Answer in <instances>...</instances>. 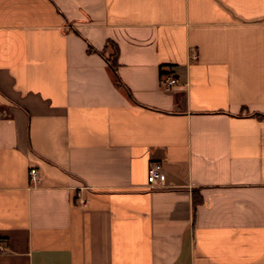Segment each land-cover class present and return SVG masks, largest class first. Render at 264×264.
Returning <instances> with one entry per match:
<instances>
[{
    "label": "crops",
    "instance_id": "1",
    "mask_svg": "<svg viewBox=\"0 0 264 264\" xmlns=\"http://www.w3.org/2000/svg\"><path fill=\"white\" fill-rule=\"evenodd\" d=\"M0 112V264H264V0H0Z\"/></svg>",
    "mask_w": 264,
    "mask_h": 264
},
{
    "label": "built area",
    "instance_id": "2",
    "mask_svg": "<svg viewBox=\"0 0 264 264\" xmlns=\"http://www.w3.org/2000/svg\"><path fill=\"white\" fill-rule=\"evenodd\" d=\"M176 79L171 78L167 84L172 85L176 83ZM164 171H163V165L159 161H152L149 165V171H148V183L151 188H159L162 186V183L164 182ZM30 181L33 185H36L39 182V175L38 171L35 168H32L30 170ZM77 203L80 205H86L87 201L82 198L81 196H77L76 199ZM3 248L0 244V252H2Z\"/></svg>",
    "mask_w": 264,
    "mask_h": 264
},
{
    "label": "trees",
    "instance_id": "3",
    "mask_svg": "<svg viewBox=\"0 0 264 264\" xmlns=\"http://www.w3.org/2000/svg\"><path fill=\"white\" fill-rule=\"evenodd\" d=\"M113 46L115 48V52L114 54L111 56V58L108 59V65H109V69H110V72L114 78V82L116 83V85L118 86H122L121 85V82H120V79H119V75H118V62H117V53H118V47L116 45H114V43L112 42H109L108 43V46ZM91 50V48H90ZM161 74H163V72H161ZM198 204V201L197 200H194V208H196Z\"/></svg>",
    "mask_w": 264,
    "mask_h": 264
},
{
    "label": "rangeland",
    "instance_id": "4",
    "mask_svg": "<svg viewBox=\"0 0 264 264\" xmlns=\"http://www.w3.org/2000/svg\"><path fill=\"white\" fill-rule=\"evenodd\" d=\"M0 114H1V115H4L5 113H4V112H3V113H2V112H0Z\"/></svg>",
    "mask_w": 264,
    "mask_h": 264
}]
</instances>
